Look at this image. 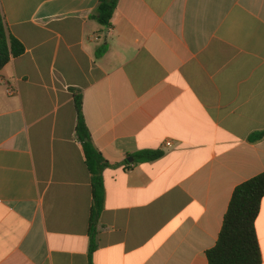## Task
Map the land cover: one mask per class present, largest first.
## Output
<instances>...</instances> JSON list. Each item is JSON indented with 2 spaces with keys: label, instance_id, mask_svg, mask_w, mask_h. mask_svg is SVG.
Wrapping results in <instances>:
<instances>
[{
  "label": "crops",
  "instance_id": "0c3cea01",
  "mask_svg": "<svg viewBox=\"0 0 264 264\" xmlns=\"http://www.w3.org/2000/svg\"><path fill=\"white\" fill-rule=\"evenodd\" d=\"M99 1L0 0L25 47L0 72V264H90L77 95L112 164L93 264H210L264 171V0H118L104 33ZM256 230L264 264V197Z\"/></svg>",
  "mask_w": 264,
  "mask_h": 264
},
{
  "label": "trees",
  "instance_id": "16d2710c",
  "mask_svg": "<svg viewBox=\"0 0 264 264\" xmlns=\"http://www.w3.org/2000/svg\"><path fill=\"white\" fill-rule=\"evenodd\" d=\"M118 0H100L94 13L102 26V32L112 27V18L117 9ZM108 50L104 44L98 51L102 55ZM25 52L24 45L7 32L0 3V72L13 58ZM78 112L77 134L82 142L86 164L91 175L92 207L90 213V264L97 250L99 234V220L105 206L104 171L112 164L104 157L91 139L83 114L82 95L76 96ZM264 137V131L252 133L250 141H259ZM87 139V140H86ZM165 155L163 150H140L134 153L137 162L155 161ZM264 197V171L240 183L234 189L228 210L225 214L223 226L217 243L207 251L210 264H261L262 253L256 230V220L261 210Z\"/></svg>",
  "mask_w": 264,
  "mask_h": 264
},
{
  "label": "water",
  "instance_id": "95a60500",
  "mask_svg": "<svg viewBox=\"0 0 264 264\" xmlns=\"http://www.w3.org/2000/svg\"><path fill=\"white\" fill-rule=\"evenodd\" d=\"M86 140H87V139H86ZM128 160L131 162V161L134 160V158H133V157H130Z\"/></svg>",
  "mask_w": 264,
  "mask_h": 264
},
{
  "label": "built area",
  "instance_id": "2783aa9c",
  "mask_svg": "<svg viewBox=\"0 0 264 264\" xmlns=\"http://www.w3.org/2000/svg\"><path fill=\"white\" fill-rule=\"evenodd\" d=\"M11 92V91H10ZM12 93V92H11Z\"/></svg>",
  "mask_w": 264,
  "mask_h": 264
}]
</instances>
